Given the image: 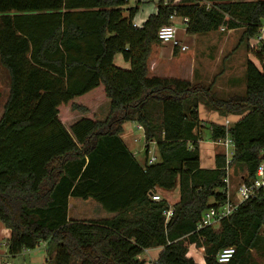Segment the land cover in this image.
Segmentation results:
<instances>
[{
	"label": "trees",
	"instance_id": "obj_1",
	"mask_svg": "<svg viewBox=\"0 0 264 264\" xmlns=\"http://www.w3.org/2000/svg\"><path fill=\"white\" fill-rule=\"evenodd\" d=\"M173 1H158L135 27L140 1L0 0V66L10 80L0 118V222L10 233L9 258L42 244L54 250L52 264H145L140 256L154 248V264H197L187 257L191 246L204 249L203 264H219L229 248L226 264H249L251 250L264 251L263 190L217 228H198L225 204L227 176L222 152L213 169L201 168V131L214 143L232 141L229 164L244 166L246 184L264 161V41L249 46L264 0ZM173 15L188 20L190 35L242 30L247 56L259 65L245 61L242 95L221 98L211 86L150 76L152 44ZM116 54L129 69L113 65ZM102 102L108 113L99 120L91 110ZM199 106L239 120L227 129L201 125ZM72 115L80 119L66 128L61 118ZM126 123L142 127V162L121 141ZM174 190L173 206L151 200ZM69 200L92 201L109 217L74 218Z\"/></svg>",
	"mask_w": 264,
	"mask_h": 264
},
{
	"label": "rangeland",
	"instance_id": "obj_2",
	"mask_svg": "<svg viewBox=\"0 0 264 264\" xmlns=\"http://www.w3.org/2000/svg\"><path fill=\"white\" fill-rule=\"evenodd\" d=\"M138 0H129L128 6H135L136 2ZM181 0H174L173 3L177 4ZM157 4L158 0H148L146 4H141L139 7L143 9H148V11L151 10V3ZM178 34L177 38L180 42L183 44H186L188 47V50L184 52L182 55H180L181 58L186 59L187 61L191 62L189 63V66L195 67L196 71L200 72H206L209 73L211 70L217 71L221 68H223L225 64V60H228L225 65H229L231 67V70L233 71L234 75H239L243 71L245 58L247 59L248 54V48L245 49V43L244 40L242 41L240 38L242 30L233 31L234 33H228L227 31H220V29L217 32H211L207 34H197V35H190L186 34L184 31L183 25H177ZM224 29V28H223ZM256 40H250L249 46L252 45L253 47L256 45ZM169 49H168V48ZM166 48L168 51L172 49L169 45L163 46L159 42L153 43L151 47V53L148 58V67L150 70V60L153 56V51L156 49H162ZM255 48V47H254ZM160 52H163L160 50ZM229 54V55H228ZM228 55V56H227ZM173 57H179V52L172 54ZM228 57V58H226ZM252 58V57H251ZM189 59V60H188ZM113 65L117 68L127 70L129 69V63L125 62L124 59L120 54H116L113 58ZM163 66H169V63L164 62ZM184 66V65H183ZM197 72V73H198ZM200 74V73H198ZM217 82V80L215 81ZM220 90V89H219ZM213 91V90H212ZM218 97L220 95V92L217 90ZM227 98V97H226ZM92 113L95 115V117L99 120H104L108 113V102H102L100 104H97L92 108ZM80 119V115L71 116V117H63L61 118L64 125L69 127L73 122ZM222 121V120H221ZM127 129L131 127V125L126 126ZM126 129V130H127ZM126 133V131H125ZM128 130L126 135H124L125 141L128 143V146L131 150L134 151L135 156L137 157V160L139 162L143 161L144 158V149H145V143H144V137L142 133L137 130L135 132H132L130 135L128 134ZM134 136V137H132ZM206 147V146H205ZM216 146L215 151L218 153H221V149L217 148ZM230 153V152H229ZM203 155V150L202 153ZM201 155V157H202ZM149 156L155 157L156 156V150L152 145L149 146ZM245 168L243 165H233L229 169V182L231 186L230 191V199L233 198V201L235 200V193L238 186L242 183L241 178L245 179L246 173ZM161 196V198H165L162 192H157ZM167 202L169 206H173V204L178 200V191H172V193L166 196ZM70 212L74 218H78L81 220H98L102 218L109 217L107 214H105L102 209L95 204L92 201L88 202H82V201H70ZM1 223V222H0ZM2 224V223H1ZM261 234L264 236V226L261 230ZM6 236L0 234V246H2L4 249V246L6 244ZM46 246L44 244L38 246L36 249L27 252L22 257H17L13 262H11L10 258H8V262H11L10 264H52V259L54 255V250H52L49 253H45ZM52 252V253H51ZM160 252L159 248L150 249L140 256L143 260H145V264H154V262L157 260L158 254ZM204 249L197 248L195 246L189 247L187 257H191L195 262L203 261L204 257ZM5 259L1 260L0 263L3 262L6 263ZM248 263L249 264H264V251L262 247L258 249L251 250L248 257Z\"/></svg>",
	"mask_w": 264,
	"mask_h": 264
},
{
	"label": "crops",
	"instance_id": "obj_3",
	"mask_svg": "<svg viewBox=\"0 0 264 264\" xmlns=\"http://www.w3.org/2000/svg\"><path fill=\"white\" fill-rule=\"evenodd\" d=\"M138 1H140L141 4H146L148 2V0H138ZM151 4H152L151 5L152 8L150 11H148V9H145V7L143 9L140 8V11L138 12V14L134 18V21H133L134 25L141 27L142 24L145 22V20L148 18V16H150L151 14H154L156 12L155 4L153 2H151ZM129 7H131V6H129ZM228 33L233 34L234 32L228 31ZM256 44H257V42H256ZM184 45H186V44H184ZM160 50H162L163 52H160ZM172 54H173V49H170V51H168L166 48H162V49H159V50L156 49L153 51V56L151 57V60H150V70H149L151 77L175 78V79H180V80H186V81L192 82L194 84H200V85H203L204 87L211 86L215 95L218 96L217 90L220 92L221 98H226V97L232 96V95H242L244 93V90H245L244 77H243L244 67H243L242 73L236 76V75H234L233 71L231 70V67L229 65H225L226 62L228 61V60H225L226 62L224 64L223 68H221L217 71L211 70L209 73H206L204 71L198 72V71H196L195 67H193V69H192V66H189L191 59H190V61H187L186 59H183L180 57V55H182L183 53L179 52V57H173ZM226 58H228V57H226ZM247 59L251 60L257 67H259L258 63L253 58L247 56ZM247 59L245 58V61ZM164 62H167V64L169 63V66L164 67L163 66ZM197 72L200 74H198ZM216 80H217V82H215ZM9 87H10V80H9L8 73L6 72L5 69H3L0 66V118H1L2 113H3V107H4V105L8 99ZM198 116H199V120L201 121V125H204L205 123H213L216 125L224 126L225 122L228 121L229 126H231V125H233V123H235L236 121L239 120L238 116H228L226 118L220 117L215 112L207 111L203 106H199ZM129 124L131 125V127H130V129L129 128L127 129L126 126ZM137 127H138L137 124L126 123L123 125V133L121 134V141L127 147V149L133 154V156L136 158V160H137V157L135 156L134 151L129 148L128 143L125 141L123 136L126 135L127 130H128L129 135L132 132L137 131ZM125 131H126V133H125ZM139 131L142 133V135L144 137L143 131L142 130H139ZM132 137H134V136H132ZM200 137H201L200 138L201 142L199 143L200 166L202 169H213L214 168V157L216 154H218V152L215 151L216 146H218L217 148H220L221 151H222V147H220L216 143L210 141L209 134H208L207 130H202ZM154 148H155V146H154ZM202 150H203V155L201 154ZM230 151H231V149H229V152ZM201 155H202V157H201ZM232 166H233L232 164L227 165L226 174L228 176V182H229V172L228 171H229L230 167H232ZM240 180L242 182V178ZM229 185H230V182H229ZM171 193L172 192H167V193L163 194L165 196L164 199L166 201H167L166 196L168 194L170 195ZM70 201H80V200H69V205H70ZM69 211H70V206H69ZM70 214H71V212H70ZM1 233H2V235L6 236L7 240L9 239V235H10L9 230H7L0 223V234ZM3 246H4V249H2L3 248L2 246H0V259L1 260L5 259V261H6V260H8L9 257L7 255L6 244ZM146 251H148V250H146ZM27 252H29V251L23 252L18 257L24 256ZM10 260H11V262H13L15 260V258L14 259L10 258ZM8 261H6V263H4V264H10L11 263ZM195 263L203 264L204 261H202V262L199 261V262H195ZM0 264H3V262H1Z\"/></svg>",
	"mask_w": 264,
	"mask_h": 264
},
{
	"label": "built area",
	"instance_id": "obj_4",
	"mask_svg": "<svg viewBox=\"0 0 264 264\" xmlns=\"http://www.w3.org/2000/svg\"><path fill=\"white\" fill-rule=\"evenodd\" d=\"M163 3H167L168 0H159ZM188 20L186 18H179L175 15L171 16L169 18V23L167 25L162 26L157 34V39L159 43L163 46L169 45L173 50L177 49L180 53H184L188 50V47L184 44H182L178 38V29L177 25H183L184 31L186 32V24ZM135 27H139L137 25H134ZM220 31H224L223 28L220 29ZM261 41H264V22L261 26L259 37L256 39V42L259 43ZM224 127L227 129L229 127V122L226 121ZM137 130H142V127L138 126ZM143 131V130H142ZM217 145L222 147V153L225 156L226 159V165L230 163V159L233 154V144L232 141L226 137L223 140H218L216 142ZM229 149H231L229 153ZM230 158V159H229ZM155 162V158L151 157L149 163L152 164ZM227 170V168H226ZM225 183V193H226V202L223 206H219L217 209H210L208 212H206L199 224L198 228L208 227V228H217L222 220L230 217L238 208V206L249 199H254L258 192L260 190L264 191V161H262L257 169L256 172V178L250 182L249 184H246L242 182L238 188L236 189L235 193V200L233 201V198L230 199V191L231 186L228 182V176L224 179ZM151 200L153 202H160L162 200L161 196L159 194L151 195ZM168 221L171 214V211H166L163 214ZM234 255V249L229 248L221 251L217 255V262L219 264H226L228 263Z\"/></svg>",
	"mask_w": 264,
	"mask_h": 264
}]
</instances>
